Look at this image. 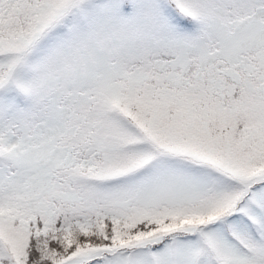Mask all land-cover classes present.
Wrapping results in <instances>:
<instances>
[{
	"label": "snow or ice",
	"instance_id": "6c2138e0",
	"mask_svg": "<svg viewBox=\"0 0 264 264\" xmlns=\"http://www.w3.org/2000/svg\"><path fill=\"white\" fill-rule=\"evenodd\" d=\"M0 264H264V0H0Z\"/></svg>",
	"mask_w": 264,
	"mask_h": 264
}]
</instances>
